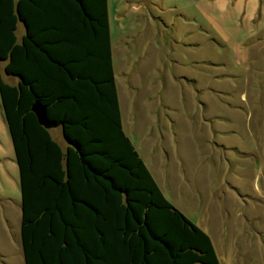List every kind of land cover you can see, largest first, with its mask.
I'll return each instance as SVG.
<instances>
[{"label": "rangeland", "instance_id": "obj_1", "mask_svg": "<svg viewBox=\"0 0 264 264\" xmlns=\"http://www.w3.org/2000/svg\"><path fill=\"white\" fill-rule=\"evenodd\" d=\"M108 15L123 128L162 193L220 264H264V0H108ZM0 77L18 80L1 61ZM20 216L0 105V264H24Z\"/></svg>", "mask_w": 264, "mask_h": 264}, {"label": "trees", "instance_id": "obj_2", "mask_svg": "<svg viewBox=\"0 0 264 264\" xmlns=\"http://www.w3.org/2000/svg\"><path fill=\"white\" fill-rule=\"evenodd\" d=\"M0 61L18 79L0 77V105L18 167L24 264H220L124 131L108 0H0Z\"/></svg>", "mask_w": 264, "mask_h": 264}, {"label": "water", "instance_id": "obj_3", "mask_svg": "<svg viewBox=\"0 0 264 264\" xmlns=\"http://www.w3.org/2000/svg\"><path fill=\"white\" fill-rule=\"evenodd\" d=\"M31 110L35 114L39 125L43 126L46 129L55 128L57 126V124L48 121V119L46 118L45 110L39 105H34Z\"/></svg>", "mask_w": 264, "mask_h": 264}, {"label": "crops", "instance_id": "obj_4", "mask_svg": "<svg viewBox=\"0 0 264 264\" xmlns=\"http://www.w3.org/2000/svg\"><path fill=\"white\" fill-rule=\"evenodd\" d=\"M18 28H19V26H18ZM22 34H23V31H22L21 33H19V32H18V29H17V36H18V39L21 38ZM5 64H6V62H3V69H4ZM16 84H17V82H16V83H13V84H11V85H16ZM116 86H117V85H116ZM117 92H118V90H117ZM118 98H119V95H118ZM119 103H120V102H119ZM121 117H122V116H121ZM160 190H161V189H160Z\"/></svg>", "mask_w": 264, "mask_h": 264}]
</instances>
